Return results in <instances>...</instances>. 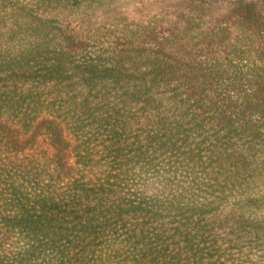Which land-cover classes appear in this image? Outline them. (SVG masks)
Here are the masks:
<instances>
[{
	"label": "trees",
	"instance_id": "obj_1",
	"mask_svg": "<svg viewBox=\"0 0 264 264\" xmlns=\"http://www.w3.org/2000/svg\"><path fill=\"white\" fill-rule=\"evenodd\" d=\"M0 264H264V0H0Z\"/></svg>",
	"mask_w": 264,
	"mask_h": 264
}]
</instances>
